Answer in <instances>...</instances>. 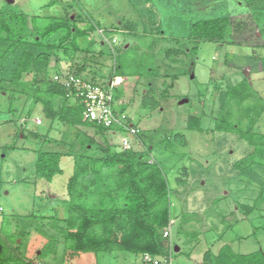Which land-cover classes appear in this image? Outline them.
Here are the masks:
<instances>
[{
	"label": "rangeland",
	"instance_id": "1",
	"mask_svg": "<svg viewBox=\"0 0 264 264\" xmlns=\"http://www.w3.org/2000/svg\"><path fill=\"white\" fill-rule=\"evenodd\" d=\"M48 1L0 0V9L9 7L15 12L35 15L36 25L41 27L50 22L51 17L67 15L73 18L79 10L78 1L100 24L90 36L78 38L79 46L89 47L95 53L104 50L114 55L119 49L127 50L126 54L131 57L135 53L153 54L154 76H123L111 83L122 90L114 108L125 105L127 116L144 134L143 141L137 138L132 149L140 151L146 145L152 146L148 160L160 162L174 191L170 197V237L163 235L168 226L162 230L163 239L181 250L173 257V263L202 264L205 250L209 248L216 253L225 243L237 253L261 251L264 254V166L254 164L246 169H235L233 164L251 152V147L234 134L211 131L219 108L218 94L228 85L249 76L253 89L264 100V34L258 31L252 16L245 18L234 11L226 42L202 41L194 54L188 50L196 44L184 37L187 33L179 17L186 21L201 16L186 18L162 2L158 4L161 0H57L52 6L43 7ZM188 4L192 13L211 17V10L216 6L210 5L221 3L189 0ZM125 20L135 23L136 34L123 27ZM144 22L149 33L143 31ZM79 25L84 26L86 22H79ZM167 48L182 49L185 53L166 56ZM118 56L121 58L120 54ZM104 57L105 65L100 74L102 80L108 82L114 59ZM58 60V63L54 58L50 61L51 77L57 68L65 69L67 59L59 54ZM174 74L179 75L173 78ZM32 76L25 74L24 80L31 81ZM150 88L158 104L143 107L142 98L145 93L149 94ZM26 92L0 90V225L3 216H7L12 230L15 220L11 216L36 214L62 218L67 215L64 200L67 198L66 184L73 171L72 156L63 155L60 162L63 172L46 182L34 174L35 150L72 155L83 150V138L89 136L93 143L87 154L102 155L98 148L103 144L100 133L93 128L62 123H54L50 128L41 105L33 104ZM190 115L201 118L204 132L186 129ZM36 119L41 123L36 124ZM29 131L47 134L49 140L31 135L24 137L21 133L26 135ZM254 131L264 132V111ZM176 133H182L183 137L175 140ZM106 138L119 150L120 136L109 132ZM4 145L16 148L4 149ZM179 179L185 180L184 183H179ZM240 204L253 205L254 209L246 214ZM183 209L199 216L183 228L196 232L195 235L176 231ZM47 224L48 219L43 220L44 228ZM229 224L231 227L227 228ZM17 242L20 243V239ZM23 242L20 254L31 264H58L61 243L56 255L42 257L37 255L44 242L40 235L31 230ZM137 257L125 252L112 255L88 252L63 264H133Z\"/></svg>",
	"mask_w": 264,
	"mask_h": 264
},
{
	"label": "trees",
	"instance_id": "2",
	"mask_svg": "<svg viewBox=\"0 0 264 264\" xmlns=\"http://www.w3.org/2000/svg\"><path fill=\"white\" fill-rule=\"evenodd\" d=\"M244 1L259 28L258 31L264 34V0ZM161 2L186 18H195L196 14L201 16L186 21L179 17L187 33L184 37L192 39L196 44L189 52L195 54L202 41L226 42L232 22V15L227 7L221 9V5H218L211 10L213 16L202 17L203 14L188 10L189 0H161L158 4ZM55 3L57 0H49L43 7ZM77 4L79 10L73 18L67 15L51 17V21L41 27L36 25L35 15L15 12L9 7L0 9V90L27 91L32 103L41 105L50 124L56 121L70 127L93 128L103 139V144L98 145L102 153L99 157L87 154L88 147H92L93 143V138L89 136L83 138V150L72 155L59 151L35 150L34 174L36 178L46 182H51L56 175L63 172L60 164L62 156H72L73 171L66 184L67 198L64 200L67 215L62 218H47L36 214L11 216L15 220L13 230L9 217L3 216L0 225V264H31L19 251L31 230L44 239L38 256L56 255L61 243V254L57 257L59 261H56L58 264L88 252L109 255L125 252L136 257L149 253L154 256H170L173 259L181 250L175 251L173 245L163 239L162 230L172 219L170 197L174 191L160 162L148 160L152 146L146 145L140 151L117 150L106 138L108 128L82 120L84 107L80 98L75 96V90L53 80L48 68L53 58L57 63L60 62L58 59L61 54L67 60L63 71L56 69L57 74H73L84 81L111 89L116 101L121 97L122 90L116 86L110 87L109 83L123 76H154L156 69L153 54L135 53L131 57L126 54L127 50L119 49L114 55L104 50L95 53L89 47L79 46L78 38L90 36L100 24L78 1ZM143 6L147 8V3ZM83 21L86 25L80 26L79 22ZM122 25L129 33L136 34L133 21L125 20ZM143 26V31L149 33L145 22ZM108 29L105 31H109ZM156 32L163 33L160 30ZM179 53L185 51L177 48L165 50L166 56ZM104 55L114 59L108 82H104L103 75L100 74L105 65ZM25 74H33L31 81L24 80ZM178 75L174 74L173 78ZM148 91L149 94L145 93L142 98L143 107H154L158 101L152 98V89ZM218 103L219 108L211 131L234 134L252 149L237 160L233 167L246 169L254 164L264 166V132L254 131V126L264 111V100L253 89L249 76H244L235 84L221 90ZM118 106L120 111H125V105ZM186 129L204 132L201 118L188 116ZM21 133L24 137L31 135L36 139L43 137L44 141L49 140L47 134L41 135L33 131L26 135ZM136 137L143 141V132ZM182 137V133L173 136L175 140ZM2 147L16 148L14 145ZM184 181L178 180L179 183ZM239 206L246 214L254 209L253 205ZM45 219H48L47 230L43 227ZM198 219L197 214L183 209L176 231L195 235L196 232H188L183 228ZM226 227H231V224ZM17 239H20V243ZM202 264H264V254L261 251L237 253L225 243L216 253L209 248L205 250Z\"/></svg>",
	"mask_w": 264,
	"mask_h": 264
},
{
	"label": "built area",
	"instance_id": "3",
	"mask_svg": "<svg viewBox=\"0 0 264 264\" xmlns=\"http://www.w3.org/2000/svg\"><path fill=\"white\" fill-rule=\"evenodd\" d=\"M53 80L59 81L66 87L75 90V96L83 103L82 120L102 125L109 129L112 135L120 136L118 144L119 150L132 149L137 142V134L140 128L133 124L125 111L114 108L116 101L113 99L112 90L105 89L97 84L82 80L73 74H55ZM114 87L113 83H109ZM36 124H40V119H36ZM171 220L168 228L164 231V237H170ZM138 264H174L170 256H154L143 253L139 257Z\"/></svg>",
	"mask_w": 264,
	"mask_h": 264
},
{
	"label": "crops",
	"instance_id": "4",
	"mask_svg": "<svg viewBox=\"0 0 264 264\" xmlns=\"http://www.w3.org/2000/svg\"><path fill=\"white\" fill-rule=\"evenodd\" d=\"M10 1V0H9ZM215 1V2H220L221 4V9L224 7H227L228 10H231V15L234 16L236 13L239 14V16H244L245 18L248 17V15H250V10L246 7L245 5V1L244 0H211ZM237 1V2H236ZM258 1H262V0H258ZM210 6H218V5H210ZM234 11H238L236 13L233 14ZM263 17V16H261ZM262 20V19H260ZM255 27V26H254ZM246 59L249 58V56L245 55L244 56ZM56 104H58V102H55ZM54 123H59V122H53L50 124V128L54 125ZM232 213V212H231ZM196 214V213H195ZM175 251H179L180 248L178 246L174 247ZM139 261V258H136V261L133 264H137Z\"/></svg>",
	"mask_w": 264,
	"mask_h": 264
}]
</instances>
